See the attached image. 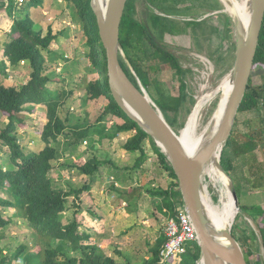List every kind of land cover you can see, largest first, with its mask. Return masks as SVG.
I'll use <instances>...</instances> for the list:
<instances>
[{"label": "trees", "instance_id": "obj_1", "mask_svg": "<svg viewBox=\"0 0 264 264\" xmlns=\"http://www.w3.org/2000/svg\"><path fill=\"white\" fill-rule=\"evenodd\" d=\"M66 1L74 10V15L82 27V35L88 47L90 69L93 70L94 75L92 78L84 76L80 86L85 90L88 99L106 100L97 123H100L105 115L110 114L120 120L117 124V132L134 131L123 143V148L130 152H139L133 164L135 169H140L147 160L146 141H149L150 149L157 155L160 165L172 180L167 187H147L146 192L151 197L158 198L155 206L159 215L156 216V220L161 222L165 218L168 221L174 214L177 204L183 203L182 193L177 189L178 176L166 154L153 138L127 115L113 96L109 84L107 51L100 36L98 19L91 0ZM137 1L128 0L126 4L121 22L120 40L129 63L123 56H120V61L128 76L136 84L137 80L130 65L148 91L150 93L152 89L156 91V95L151 94V96L162 109L169 123L179 132L186 124L185 115L191 113L196 102L186 80V73L191 69L183 67L179 57L167 48L165 44L168 36L174 38V45L177 48H182L179 44L190 38L189 44L192 47L187 45L188 48L195 47L194 49L200 52L202 38L209 39L213 34L222 32L229 42V49L215 50L216 56L211 54L209 57L222 70L221 76H223L233 65L234 30L226 13L220 15V18L224 19L223 27H219L218 22L212 20L211 16L203 20L186 18L195 14H193L194 9L196 11L201 8L208 11L223 9L224 5L220 0H147L149 5L142 14L138 12ZM184 1H197L198 4L181 6ZM42 3L43 0H26L24 8L19 9L20 5H17L15 0H0V6L7 5L8 15L13 19L8 34L9 40L4 45L3 54L7 60L0 61V73L6 77L15 73L10 70L21 64H30L32 67L29 79L23 81L19 88L12 84L0 83V111L8 120L0 131V146L7 147L9 151L8 169L4 170L0 166V190L7 186L13 197V200L0 199V203L3 206L15 207L16 214L27 222L39 246V250L29 253L39 264H130L129 251L127 254L120 248L115 249L123 258V261H118L106 254L97 243L92 242V234L82 229L84 223L77 211L72 220L68 221L64 218L68 209V197L72 194L80 197L84 190L90 189V184L80 190L66 191L55 186L50 176L53 160L58 157L56 145L69 126L70 119L67 116L63 118L61 110L71 92L52 91L48 88L49 82L65 79L51 78L45 73L47 59L43 51H48L50 55L54 54L51 46L58 35L53 34L51 28L45 35L41 29H36L37 24L31 18L30 10ZM256 69L262 71L260 84L253 81ZM167 72L175 75L178 81L176 94L163 86ZM40 104L47 108V122L41 133L45 145L38 152H27L20 142L17 130L26 121L25 110H33ZM95 127V123L79 124L73 130V135L77 140L83 141L89 138ZM258 147L264 148V22L247 92L221 159L225 170L234 178L240 199L242 195L257 189L258 184L263 182V176H258L259 180H257L254 174L250 176L247 173L250 154ZM103 162L98 155H94L85 163H76L73 166L87 175H94ZM223 174L231 183L230 178ZM137 192L139 194L141 192L138 187L121 190L128 199L130 198L128 195L133 196ZM241 205L243 211L255 221V216H258L256 224L264 243V204L242 203ZM9 224L10 218L0 209V241L5 238L4 229ZM234 236L241 243L248 264H264L258 249L257 252L255 251V247H259L255 231L244 230L241 236L237 237L235 234ZM166 240L167 235L165 230H162L160 236L149 246L148 253L151 257L144 259L141 264H173V258L166 263L161 262L160 259L161 247ZM200 253L201 247L197 240L190 241L186 245L185 252L179 255L178 264H197ZM22 254V249H19L15 255L21 257ZM5 263L4 258L2 264Z\"/></svg>", "mask_w": 264, "mask_h": 264}, {"label": "rangeland", "instance_id": "obj_2", "mask_svg": "<svg viewBox=\"0 0 264 264\" xmlns=\"http://www.w3.org/2000/svg\"><path fill=\"white\" fill-rule=\"evenodd\" d=\"M45 1L43 0L42 5L33 7L30 10L32 12H30L31 18L37 24L36 29H41L45 35L49 28H51L53 34L58 35V37L61 30L63 31L65 27L72 30V33L69 34V38H71L69 41L60 44L57 41V37L52 42L51 47L54 54L50 55L48 51H43L47 59L45 73L51 78L65 79L64 81L54 80L49 82L48 88L52 91L66 90L67 92H71L64 108L61 110L63 118L69 117V126L66 129V133L60 136L59 142L56 145L58 147V157L53 160V169L50 172V176L55 186L66 191L73 189L80 190L85 185L90 184V189L84 190L80 194V197L77 194H72L68 197V209L64 214V218L68 221L72 220L75 211H77L82 223H84L82 229L86 230L85 221L87 220L85 215H88L89 221L96 225L95 228L94 226H89L88 229V232L92 234V242L96 243L94 238H97L98 235H100V238L104 236L105 241L112 245L109 255H112L118 261H123V258L115 251V249L120 248V250L126 253L128 251L131 253L129 256L130 264H141L144 259L151 257L148 253L149 246L160 236L167 222V219L163 217L161 222L156 220V216L159 214L155 203L158 201V198L151 197L146 192V188L167 187L172 179L169 177L168 172L160 165L157 155L150 149L149 141H146L148 158L140 169H135L133 168V164L139 152H135L132 156L130 155L129 159L124 158L120 154L121 146L134 131L117 132L116 128L120 120L110 114L105 115L101 122L97 123L98 118L103 112L106 100L88 99L85 90L80 86L84 76L88 78L94 77L93 70L90 69V61L87 57L88 47L85 45L80 22L74 15V10L65 0L63 2H60V0L46 1L47 4L50 3L53 7L49 5L45 7ZM233 1L236 6L243 5L246 2V0ZM25 4L26 0L22 4L17 5H20L19 9H23ZM197 4V1H184L181 3V6ZM148 5L147 0H138V12L142 14ZM6 6H0V13L3 10H7ZM2 7H5V9L2 10ZM225 8L214 11L202 8L197 11L194 9L193 14H195L186 18L203 20L211 16L212 20L214 19L216 23L218 22L219 27H223L224 19L220 18V15L226 13L235 32L234 20L229 12L225 11ZM44 9L50 12L48 17L51 16L53 20L45 19ZM155 11L159 12L156 9ZM175 17L183 20L179 16ZM40 22L42 23L41 26L38 24ZM48 22L51 25L45 27ZM190 30L191 28H189ZM4 37V35L0 37L3 39H0V61L6 59L3 52L5 42L9 40V37L6 39ZM189 43H191L190 38L183 40V43L179 44L182 48H177L174 45V38L168 36L165 45L179 57L183 67L191 69L190 72L186 73V80L190 91L195 96V102L197 103L200 96L204 94L211 92L214 94L212 103L203 111L201 120V126H203L219 106L223 86L222 80L230 74L229 71L221 76L222 70L209 55L214 54L216 56L215 50L218 49L227 51L229 49V42L224 37V34L219 32L213 34L209 39H201L202 50L200 52H197L194 49L195 47L193 49L188 48L187 45L191 46ZM57 54H60L62 57L58 58ZM50 57L53 59L49 60ZM10 71H14L15 73L6 77L0 73V83L12 84L19 88L23 81L29 79L32 67L30 64H21V66ZM261 74V70H255L254 83H262ZM176 85H178V81L175 75L167 72L163 83L165 89L176 94ZM150 94L156 95V91L152 89ZM195 105L194 107L192 106L191 113L195 109ZM24 114L26 115V121L23 126L20 125L18 128V137L27 152H38L45 145L41 139V133L47 122V108L45 105L40 104L33 110H25ZM190 114L185 115V123ZM7 121L0 111V131L5 127ZM87 122L88 124L95 123L96 127L92 129L89 138L83 141L77 140L73 135V130L77 125H84ZM8 155V148L0 146V166L4 170H7L9 167L7 164ZM94 155H98L101 159H111L112 163L106 162L103 166L100 165L99 171L94 175H87L73 166L76 163H85ZM247 173L250 176L254 174L257 180H259L258 176L264 177V148L258 147L250 154V166L247 169ZM118 181H120V186L117 184ZM208 182L209 179L206 177L205 183ZM94 183H96L95 187L93 186ZM258 186L252 192L242 195L240 199L241 204H264V178L263 182L260 185L258 184ZM133 187L141 189L140 194L137 192L133 196L128 195L130 197L128 199L126 195L121 193V190ZM117 188L121 190L118 191ZM209 190L214 194L215 200H218V194L216 195L214 187L209 185ZM3 198L13 200L7 186L0 190V199ZM103 206L105 210H103ZM0 209L6 217L10 218V224L4 229L5 238L0 241V264H2L4 258L5 264H39L29 253L39 250V246L36 244L33 232L28 227L27 222L16 214L17 210L15 207L3 206L0 203ZM103 212H105L110 226L104 225L105 217H103V224L98 222L97 219H99V215H102ZM255 217L257 221L258 216ZM256 221L252 217L238 213L232 230L237 237L241 236L244 230L255 231L257 234L258 226ZM102 227L105 231L103 233H101L103 231ZM19 249L23 251L21 257L15 255ZM257 249L261 255L260 243L258 248L257 246L255 247L256 252ZM106 254L108 253L106 252ZM178 260L179 256L174 259L173 264H178Z\"/></svg>", "mask_w": 264, "mask_h": 264}, {"label": "water", "instance_id": "obj_3", "mask_svg": "<svg viewBox=\"0 0 264 264\" xmlns=\"http://www.w3.org/2000/svg\"><path fill=\"white\" fill-rule=\"evenodd\" d=\"M127 1L91 0L97 15L100 36L107 51L109 84L113 96L127 115L153 138L172 164L179 179L177 189L182 193L183 203L195 226L197 242L201 247L197 264L201 260L204 264H248L232 227L219 229L212 224L206 210L204 194L207 191L206 171L219 154L220 168L231 180V193L238 213L250 217L243 211L234 178L225 170L221 159L235 128L239 108L253 72L264 22V0H249L250 16L247 26H243L240 16H234L225 1L220 0L235 23L234 61L229 74L233 87L217 126L197 149H190L184 145L182 130L178 132L169 123L134 68L129 64L137 84L128 76L121 64L120 56L127 60L120 40L121 22ZM228 3L232 7L234 5V10L238 9L233 0H228ZM257 236L264 261V243L259 228Z\"/></svg>", "mask_w": 264, "mask_h": 264}, {"label": "bare ground", "instance_id": "obj_4", "mask_svg": "<svg viewBox=\"0 0 264 264\" xmlns=\"http://www.w3.org/2000/svg\"><path fill=\"white\" fill-rule=\"evenodd\" d=\"M224 1L234 16H240L243 26H247L250 16L249 0H246L243 5H237V10H234V5L233 7L229 5L228 0ZM222 82L223 86L219 106L214 110L208 122L201 126L203 111L214 99V94L212 92L200 96L195 105V109L190 114L185 126L182 128V140L187 148H199L217 126V122L224 111L233 87V81L230 76L225 77ZM206 176L208 177L209 182L205 183L207 191L204 194V200L208 216L211 219L212 224L219 229H229L233 226L235 218L238 215V209L231 193V183L224 176L220 168L219 154L216 155L207 169ZM209 185L214 187L216 195L218 194V200H215V197L213 196L214 194L209 190ZM199 264H204L203 260H201Z\"/></svg>", "mask_w": 264, "mask_h": 264}, {"label": "built area", "instance_id": "obj_5", "mask_svg": "<svg viewBox=\"0 0 264 264\" xmlns=\"http://www.w3.org/2000/svg\"><path fill=\"white\" fill-rule=\"evenodd\" d=\"M15 1L17 4H22L25 0ZM164 230L167 240L160 251V259L163 263L184 253L187 243L197 240L195 226L184 203L177 204L174 214L166 222Z\"/></svg>", "mask_w": 264, "mask_h": 264}, {"label": "crops", "instance_id": "obj_6", "mask_svg": "<svg viewBox=\"0 0 264 264\" xmlns=\"http://www.w3.org/2000/svg\"><path fill=\"white\" fill-rule=\"evenodd\" d=\"M46 1H48V0H46ZM44 2V6L45 7H47L46 5H49V6H52L53 7V5H51L50 3H48L47 4V2ZM66 1V0H65ZM49 2V1H48ZM60 2H63V0L61 1L60 0ZM67 2V1H66ZM3 9H5V7H2V10ZM32 13V12H31ZM48 14H50V12L48 11V10H46V9H44V15L46 16V18L45 19H47V20H53V18L51 19V16L50 17H48L49 15ZM39 24V26H41V22L40 23H38ZM12 25H13V20H12V18L8 15V12H7V10H3L1 13H0V37L2 36V35H4L5 37H4V39H6L7 37H9V32H10V30H11V27H12ZM51 25V23L50 22H48V24L45 26V27H49ZM70 33H72V30L71 29H67V27H65L64 29H63V31L61 30V33H60V35H59V37H58V43H60V44H63V43H65L66 41H69L71 38H69L70 37ZM1 40H3L2 38H0ZM57 52H60V51H57ZM57 56H58V58H61L62 56L60 55V54H57ZM21 66V65H20ZM19 67V66H18ZM14 70V69H13ZM131 136V135H130ZM129 136V137H130ZM123 146V145H122ZM121 146V151H120V154H121V156H123L124 158H126V159H129L130 158V155L132 156V154H134L135 152H130V151H128V150H126V149H124L123 147ZM120 160V159H119ZM103 163L101 164L102 166L104 165V163H106V162H110V163H112V160L110 159V160H107V159H103ZM121 164V163H120ZM119 165V164H118ZM121 166H122V164H121ZM127 167V166H126ZM107 168V167H106ZM125 168V167H124ZM123 168V169H124ZM113 176V175H112ZM114 177V179H116V177L115 176H113ZM119 182L120 181H118L117 182V184H118V186H120V184H119ZM95 185H96V183H94L93 184V186L95 187ZM119 191V190H118ZM103 208V210H105V207L103 206L102 207ZM86 216V220L87 221H85V229H86V231L88 232V229H89V226H94V228H95V224L94 223H92L91 221H89L90 220V218H88V215H85ZM100 216H102V217H99V219H97L98 220V222H100V223H102L103 222V220H104V218L103 217H105V220H104V225L105 226H110V223H109V220L107 219V216H106V214H105V212H103L102 213V215H100ZM95 220H96V218H95ZM103 224V223H102ZM84 229V228H83ZM102 230L103 231H101V233H103V232H105L104 231V228L102 227ZM95 239V241H96V243L100 246V247H102L103 249H104V251L105 252H107L108 254H110V248L112 247V245H111V243H109V242H106L105 241V238H104V236H101V238H100V235H98L97 236V238H94ZM112 256V255H111Z\"/></svg>", "mask_w": 264, "mask_h": 264}]
</instances>
